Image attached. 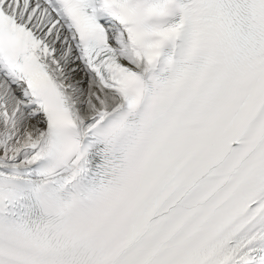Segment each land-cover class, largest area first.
Returning <instances> with one entry per match:
<instances>
[{
  "label": "snow or ice",
  "instance_id": "obj_1",
  "mask_svg": "<svg viewBox=\"0 0 264 264\" xmlns=\"http://www.w3.org/2000/svg\"><path fill=\"white\" fill-rule=\"evenodd\" d=\"M0 264H264V0H0Z\"/></svg>",
  "mask_w": 264,
  "mask_h": 264
}]
</instances>
